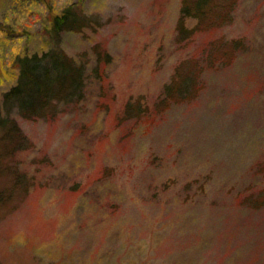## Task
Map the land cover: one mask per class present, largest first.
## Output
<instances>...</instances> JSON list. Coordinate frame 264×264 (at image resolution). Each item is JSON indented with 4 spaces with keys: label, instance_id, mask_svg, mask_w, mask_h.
<instances>
[{
    "label": "rangeland",
    "instance_id": "rangeland-1",
    "mask_svg": "<svg viewBox=\"0 0 264 264\" xmlns=\"http://www.w3.org/2000/svg\"><path fill=\"white\" fill-rule=\"evenodd\" d=\"M182 1L0 0V101L53 13L93 19L61 37L87 53L83 101L17 117L30 144L0 176V264H264V0L180 42ZM190 59L201 90L161 109Z\"/></svg>",
    "mask_w": 264,
    "mask_h": 264
},
{
    "label": "trees",
    "instance_id": "trees-1",
    "mask_svg": "<svg viewBox=\"0 0 264 264\" xmlns=\"http://www.w3.org/2000/svg\"><path fill=\"white\" fill-rule=\"evenodd\" d=\"M236 3L237 0H183L177 39L188 41L197 32L232 22ZM190 19L196 23L190 25ZM92 22L93 19L79 3L69 4L51 15L46 27V48L31 54H13L12 64L17 70L15 83L3 93L0 101V176L11 167L17 152L30 144L19 125L18 116L35 120L54 119L70 106L83 101L89 70L87 53L79 57L70 56L61 45V37L67 31L80 32L90 27ZM241 44L242 40H231L223 46L231 54ZM204 68L197 60L182 62L165 86L159 103L161 109L172 101L183 102L197 96L203 86L201 73ZM94 71L96 75H102L99 65Z\"/></svg>",
    "mask_w": 264,
    "mask_h": 264
}]
</instances>
